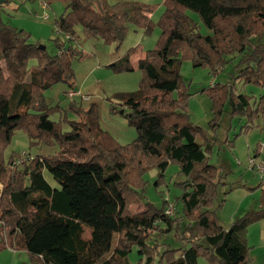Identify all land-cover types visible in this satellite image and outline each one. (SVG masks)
<instances>
[{"label":"trees","instance_id":"obj_1","mask_svg":"<svg viewBox=\"0 0 264 264\" xmlns=\"http://www.w3.org/2000/svg\"><path fill=\"white\" fill-rule=\"evenodd\" d=\"M10 1L0 3V248L9 246L6 238H11L9 247L24 250L36 264H128L134 246L141 264H199V258L207 264H251L247 231L264 220V207L246 211L225 228L216 210L224 201L217 202L218 189L226 182L209 157L224 115L227 123L234 117L244 120L232 140L225 138L228 145L259 127L257 118L264 120V91L244 90L247 85L264 89V0H163L157 21L144 4L66 0L55 21L61 33L73 37L79 25L85 39L118 48L129 25L144 34L159 29L155 46L143 52L136 67L131 62L135 47L107 65L115 73L136 68L142 73L135 91L117 93L115 103L108 99L109 112L123 109L135 129L126 144L100 128L93 102L69 101L75 120L50 119L60 106H49L44 92L57 83L76 89L72 61L85 55L58 37L53 52L32 42L28 31L3 20V6ZM188 10L210 34L197 31ZM185 49L192 66L210 74L232 65L231 81L200 90L211 102L209 137L186 111L191 94L180 75L179 57ZM62 122L68 131H62ZM16 131L27 136L29 148L45 144L58 149L27 155L12 167L18 153L7 160L3 153ZM173 163L184 176L176 184L182 189L176 198L182 215L176 217L165 214L166 199L159 207L142 199L146 170L154 166L162 176ZM44 170L58 187L46 180ZM134 204H141V211L132 212ZM171 232L180 247L160 251L159 243H149L153 235Z\"/></svg>","mask_w":264,"mask_h":264},{"label":"rangeland","instance_id":"obj_2","mask_svg":"<svg viewBox=\"0 0 264 264\" xmlns=\"http://www.w3.org/2000/svg\"><path fill=\"white\" fill-rule=\"evenodd\" d=\"M40 1L11 0L3 6L2 18L12 26L28 31L32 42H38L39 45L46 47L50 52L56 50L53 39L58 37L64 44L75 43L78 50L82 51L85 55L79 60L74 59L71 66L74 72V86L76 88L74 90H78L83 94L86 97V101L81 100L79 97L73 99L67 98L65 93L71 88H68L66 84L57 83L44 92L49 106L56 104L60 106V110L54 113L50 119L60 121L65 116L66 120H75L76 114L67 109L68 102L75 100L83 106L93 102L97 107L100 128L119 144L130 142L136 135L135 129L127 124L126 118L119 113L120 110L117 114L109 112L108 99L115 103L116 99H114V95L117 93L135 91L138 88L142 73L137 68L131 72L115 73L107 65L113 62V58H117L119 53L122 54L128 48L134 47V44H137L138 52H141L143 49L153 48L159 34V29L155 27L150 34H144L141 29H136L134 26L129 25L124 40L118 48H115V44H103L101 40L85 39L81 32V27L76 25L74 27L76 31L75 36H72L73 40L70 42L63 37L55 21L64 11L66 0L64 2L63 0H43L49 5V9L46 11V18H44V12L39 5ZM107 2L110 5L121 2L150 6L153 9L151 14L153 21H157L163 10V0H107ZM187 14L197 22V31L201 35L211 33L199 21L198 16L194 12L188 10ZM184 53H180L179 56L181 59L180 75L188 85V92L191 94L186 111L190 120L194 124L201 126L206 132L205 135L209 137L211 136V132L209 131L208 121L212 117L211 108L208 107L206 110L202 106L200 98L202 97L206 102H209L210 107L211 102L205 95L200 93V90L207 88L215 82L231 81L232 65H226L223 69H219L218 67L215 74H210L207 68L192 66L188 49H185ZM137 60L134 57L132 58L134 66H136ZM239 88L241 89V86L238 83L236 85L237 91H239ZM244 90L254 95H259L264 91V89L253 85L245 86ZM64 91L65 93H63ZM223 119V124L216 134L217 141L213 147L214 151H212L209 157V163L218 166L224 174L226 184L219 187L217 202L224 201L216 212L220 223L227 228V225L242 216L246 211L264 207V181L262 182L247 164L248 157H252L257 152L255 158L258 161L264 159V120L261 117L257 118L255 124H258L259 127L252 129L245 135H239L228 145V142L233 139V135L238 132L244 120L240 121L237 117H234L231 119V128L228 130L227 115H224ZM61 128L63 132L69 130L68 124L64 122H62ZM249 134L250 137H247ZM226 137H228L227 143L224 142ZM254 137H257V139ZM196 141L202 142V137H196ZM57 149V146H47L45 144L29 148L27 136L22 131H16L3 154L7 160L12 152L18 153L20 158H24L27 155L54 153ZM224 160L226 162L225 165H223ZM178 171L177 164H169L162 173V176H159L158 168L154 166L149 167L143 174V179L146 180L142 196L143 202L148 201L159 207L162 200L166 199L168 201L166 207L171 204L173 210L169 216L176 217L182 215V205L176 199L181 195L182 189L176 184L183 181L184 176ZM226 172L228 174H225ZM43 174L53 187H58V184L52 179L48 171L44 170ZM1 188L2 185L0 184V191ZM141 209V204L130 206L132 212H138ZM184 225L185 222L182 224V227ZM259 227L257 225L255 229L249 230V226L247 231L246 239L249 246L251 264H264V238L260 237ZM6 240L8 241V245L12 246L13 240L11 238H6ZM1 241L2 237L0 235ZM154 242L160 244V251H163L166 247L177 248L181 245L173 232L162 236L153 235L149 243L154 244ZM9 246L0 248V261L2 262L0 264H36L24 250L19 249L17 250L18 253L14 254L7 249ZM127 261L128 264H141L136 246L127 255ZM198 263L207 264L202 258L198 259Z\"/></svg>","mask_w":264,"mask_h":264},{"label":"built area","instance_id":"obj_3","mask_svg":"<svg viewBox=\"0 0 264 264\" xmlns=\"http://www.w3.org/2000/svg\"><path fill=\"white\" fill-rule=\"evenodd\" d=\"M44 7V18H46V11L48 9L47 5L44 4L43 5ZM63 37L66 39V40H73V37L69 34H66V33H62ZM66 97L69 98V99H73V98H76V97H79L81 100H86V97L81 94L78 90H74V89H69L66 93H65ZM26 159V157H22V158H18L17 161H15L13 164H12V167H14L15 165H18L20 164V162L24 161ZM247 164H248V167L254 171V173H256L258 175V177L261 179V181L263 182L264 181V159H261L258 161L257 158L255 157H248V160H247ZM165 214L167 215H171L173 210H172V205L170 204L168 207L165 208Z\"/></svg>","mask_w":264,"mask_h":264},{"label":"crops","instance_id":"obj_4","mask_svg":"<svg viewBox=\"0 0 264 264\" xmlns=\"http://www.w3.org/2000/svg\"><path fill=\"white\" fill-rule=\"evenodd\" d=\"M65 0H63V2H64ZM66 2V1H65ZM44 4H46L47 5V7H48V9H49V5L47 4V3H45L43 0H41L40 2H39V5H40V7H41V9H42V11L44 12L45 10H44V7H43V5ZM65 5H66V3H65ZM134 47H135V56L133 55L132 56V58L134 57L135 59H139L142 55H143V52L146 50V49H143L141 52H138V50L139 49H137L138 48V46H137V44H134ZM121 56V54L119 53L118 54V56H117V58H119ZM116 57L115 58H113V61L114 60H116L117 59ZM132 58H131V62H132ZM137 64V63H136ZM133 65V64H132ZM134 66V65H133ZM136 67V66H135ZM135 70V69H134ZM63 93H65V91L63 92ZM84 101H86V100H84ZM200 102H201V104H202V106H204V108L207 110L208 109V107L210 108V106H209V102H206L202 97L200 98ZM203 102V103H202ZM232 122V121H231ZM231 122L230 123H228V128L230 129L231 128ZM202 125V124H201ZM226 125V124H225ZM226 127V126H225ZM247 137H250V134L249 135H247ZM254 138H256L257 139V137H254ZM258 143V142H257ZM214 151V150H213ZM248 155H249V153H248ZM253 156H255V154H253ZM226 164V162H225V160H224V162H223V165H225ZM227 169H229L228 167H226ZM232 223V222H231ZM230 223V224H231ZM229 224V225H230ZM229 225H227V228L229 227ZM260 226L259 228V231H260V237L261 238H264V220H262V221H260V222H258V223H255V224H253V225H251L250 226V228H249V230H252V228L253 229H255L256 228V226ZM252 232V231H251ZM249 234H251V233H249ZM7 249L9 250V251H11L12 253H14V254H16V252H17V250H13L12 248H10V247H7ZM18 253V252H17ZM24 253V252H23ZM22 253V254H23ZM27 254V253H26ZM25 253H24V255H26ZM15 256V255H14ZM17 256V255H16ZM0 263H2L1 261H0Z\"/></svg>","mask_w":264,"mask_h":264},{"label":"water","instance_id":"obj_5","mask_svg":"<svg viewBox=\"0 0 264 264\" xmlns=\"http://www.w3.org/2000/svg\"><path fill=\"white\" fill-rule=\"evenodd\" d=\"M2 1H3V0H0V3H1ZM40 47L44 48V46H42V45H40ZM123 112H124L123 109H121V110L119 111L120 114H123Z\"/></svg>","mask_w":264,"mask_h":264}]
</instances>
